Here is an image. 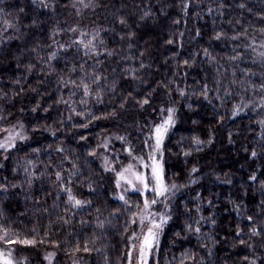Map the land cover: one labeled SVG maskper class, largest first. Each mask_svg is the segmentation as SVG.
<instances>
[{
    "label": "trees",
    "instance_id": "trees-1",
    "mask_svg": "<svg viewBox=\"0 0 264 264\" xmlns=\"http://www.w3.org/2000/svg\"><path fill=\"white\" fill-rule=\"evenodd\" d=\"M44 3L0 0V28L15 25L0 31V138L16 125L28 135L0 152V235L37 241L0 248L20 264H46L48 253L53 264H127L143 198L128 194L131 207L116 199L115 173L126 147L146 156L172 108L162 164L176 191L150 264H264V0ZM89 40L91 51L79 43ZM110 135L124 139L109 147L106 171ZM64 188L90 203L73 208Z\"/></svg>",
    "mask_w": 264,
    "mask_h": 264
},
{
    "label": "snow or ice",
    "instance_id": "snow-or-ice-1",
    "mask_svg": "<svg viewBox=\"0 0 264 264\" xmlns=\"http://www.w3.org/2000/svg\"><path fill=\"white\" fill-rule=\"evenodd\" d=\"M39 2L43 4L45 7H47V4L44 3V0H39ZM77 2L79 4H82L85 8L91 6V0H88L87 3L85 2V0H77ZM32 3L33 4L37 3V0H32ZM223 6L224 5H221V7ZM185 7H187V5H185ZM240 7L243 8L244 5L241 4ZM21 11H23V9H21ZM209 11H211V9H209ZM0 12H3V9H0ZM147 15L148 13H145V16ZM120 23H125V21L121 20ZM14 27L15 25H13L12 23H10L9 21L5 19L2 21V28H0V31L6 32L8 31V29L14 28ZM72 30L75 31V29H72ZM260 31L264 32V29H260ZM82 35H85V34L82 33ZM223 35H224L223 33H217V35L214 38L219 40L222 38ZM239 38H240L239 35L231 37V39H234V40L239 39ZM79 43L83 44L84 48L89 49L90 51L93 50L92 40H89L87 43H84V41H79ZM168 43L171 44L172 41L169 40ZM247 47L250 48L253 52H256L257 49L254 43V38H253V43H250L249 45H247ZM259 48L264 49V43H261L259 45ZM108 54L111 55V53H108ZM205 54H207V50H205ZM55 56H56V53H53L51 58L54 59ZM258 56L264 59V51L258 52ZM231 59L235 60V59H238V57L233 56L231 57ZM184 63L187 64L188 61H185ZM93 83H98V78L94 80ZM82 87L84 89V95L88 96L90 94L89 85L82 82ZM259 87L261 91H264V84H261ZM181 95H183V93H181ZM205 98H207L206 93H205ZM83 102L86 103V101H83ZM147 103H148V100L145 99L142 102V105L147 104ZM33 111H36V109L33 108ZM174 115H175L174 109L172 108L167 109V117L163 120L162 123L156 125L153 129L152 138L154 139L155 143L152 145L153 154L150 156V159H152V164L150 166L151 167V180H149V178L143 172L134 171L132 164H129L122 171L117 172V176H118V179L116 181L117 188H120L121 182H123L124 184L129 186L128 188L124 189L125 193L131 190L134 192H139L141 195L145 197L142 202V207L140 208V212L134 213L133 215L135 216V218L131 220V223L133 224L138 223V225L141 228V233L137 234L133 232L131 236L129 237L130 241H138L139 243L138 244L132 243L128 251L126 252L125 255H126L128 264H133V253L134 252L137 254L136 255L137 264H148V256L151 254L153 249L155 247H158L159 245V236H160V232L163 229V225L167 223L168 219H170V217L160 216L159 221H158L156 219V216L158 214L153 213L151 211V208L153 205H155L158 202L157 198L166 197V194L171 189L176 188L175 184L168 186L165 183L164 176H163V167L155 158V153H160L161 156L163 155L161 151V145L169 129L173 127L175 124ZM3 131L8 133L4 141L0 142V149H3L5 152L8 151L10 148L15 147L14 141L17 139V137H19V139L21 140L25 139V137L21 136L20 133L18 132L14 133L13 131L8 130V129H4ZM119 139L123 140L124 138L119 137ZM195 143L199 145L202 142L199 139H196ZM128 154L129 155L132 154L130 149L128 150ZM189 154L190 153L185 152V155H189ZM252 156H256V152H252ZM5 159H7V157H5ZM108 165H109V162L106 158L105 165H104L105 170L106 171L113 170ZM0 167H2V165H0ZM145 167H148V165H145ZM192 171L195 172L196 169L193 168ZM25 172H27V169H25ZM56 179L58 181L61 180V174L59 172L56 173ZM251 179L255 180L256 177L253 176L251 177ZM7 190H8L7 186L0 184V192H6ZM62 191H65L67 193V202L71 204L73 208H78V209L83 208L87 204L90 203V202L77 199L72 194L71 188H64L62 189ZM148 192L154 193L155 198L149 199L146 195V193ZM116 199L123 201L124 205H128L129 207H131V205H129V201L125 198L124 194H120L118 197H116ZM252 219L253 218L251 216L248 217V220L250 222L252 221ZM97 226L100 228H103L104 227L103 221H101ZM145 226H146V230H144ZM189 230H191V226H189ZM195 231L199 232L200 229L196 228ZM250 233L252 237L261 236V231L255 226H252L250 228ZM7 235H8L7 230H3V235H0V240H3L6 244L20 243L24 245L34 246L37 243L35 239L9 240L7 239ZM237 235L238 236L240 235L239 231L237 232ZM39 242L43 243L44 241H39ZM240 242L242 244L245 243L244 240H241ZM249 247H251V245H249ZM81 250L84 252L92 251V249H90L87 245H85L83 249H81L79 245H77V247L75 248V251H81ZM96 251H99V249H96ZM53 255L54 254L50 253L48 256L45 257V259L51 260ZM245 259L247 260L248 257H245ZM0 264H15V262L11 258V252H9L6 255L3 251H0ZM251 264H255V261H252Z\"/></svg>",
    "mask_w": 264,
    "mask_h": 264
},
{
    "label": "rangeland",
    "instance_id": "rangeland-1",
    "mask_svg": "<svg viewBox=\"0 0 264 264\" xmlns=\"http://www.w3.org/2000/svg\"><path fill=\"white\" fill-rule=\"evenodd\" d=\"M167 117V112L165 113V115L163 116L162 120L160 123L163 122V120ZM174 119L176 121V115H174ZM159 123V124H160ZM158 125V124H157ZM172 128V127H171ZM171 128L169 129L168 133L170 132ZM154 129V127H153ZM153 129H152V132H151V141H150V145L148 146V150H147V154L145 157L143 156H139V155H135L132 151H131V155L128 154V150L129 148L126 147V154H127V157H128V161L127 163L122 166L117 172H120L122 171L124 168H126L129 164H132L133 165V170L134 171H140V172H143L148 178L149 180H151V164H152V159H150V156L153 154V150H152V145L155 143L154 139L152 138L153 137ZM8 130H11L13 131L14 133L18 132L20 133L21 136L25 137V139L27 138V132L26 130L24 129V127L21 125H16V126H12L11 128H9ZM167 133V135H168ZM8 133L5 132L3 134V136L0 138V142L4 141V139L7 137ZM166 135V136H167ZM166 136L163 140V143L161 145V151L163 150V145H164V142H165V139H166ZM25 139L21 140L19 139V137H17V139L14 141V143L16 144L17 142L19 141H24ZM121 139H119L118 136L116 135H110L108 137H106V139L104 140V142L102 143V148H103V161H104V165H105V159L107 158L108 162L110 160V150H109V147L112 145V142H117V141H120ZM12 148H10L9 150H11ZM8 150V151H9ZM5 152L3 149H0V152ZM7 152V151H6ZM108 152V153H107ZM155 158L156 160L162 165L163 167V164H162V156L160 155V153H155ZM145 165H148V167H145ZM110 168H112V166L110 165V162H109V165H108ZM105 167V166H104ZM117 172L115 173V184H116V181L118 179V176H117ZM168 186H171V185H168ZM129 186L124 184L123 182H121V187L120 188H117V193H116V197H118L120 194H124L125 197L128 195V194H132V193H137V194H140L139 192H134V191H128V192H124V189L125 188H128ZM176 191V188L174 189H171L167 194H166V197H159L157 198L158 202L152 206L151 208V211L153 213H157L158 215L156 216V219L159 221V217L160 216H165V217H168V201L171 199V197L174 195V192ZM141 195V194H140ZM147 197L148 195H150L148 198L149 199H152V198H155V194L152 193V192H148L146 193ZM143 200H144V196L141 195ZM123 202V201H121ZM142 207V206H141ZM140 212V209L137 211V213ZM135 218V216H134ZM135 227H136V231L135 233L137 234H140L141 233V228L140 226L137 224H134ZM165 225V224H164ZM164 225H163V228H164ZM146 230V226H145V229ZM163 230V229H162ZM162 231L160 232V235H161ZM159 239H160V236H159ZM132 243H139L138 241H131L130 243V246ZM156 248L155 247L153 249V251L151 252V254L148 256V264H150V259L152 257V255L154 254V252L156 251ZM0 251H3L6 255L11 252V258L13 259V261L15 262V264H20V262L16 259L15 257V254L14 252L12 251V248L11 249H1L0 248ZM50 253L46 254V256H48ZM53 254V253H52ZM136 253L134 252L133 253V264H137V260H136ZM46 260V264H53V261H54V255L52 256L51 260H48V259H45ZM128 264V262H127Z\"/></svg>",
    "mask_w": 264,
    "mask_h": 264
}]
</instances>
